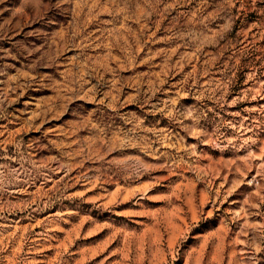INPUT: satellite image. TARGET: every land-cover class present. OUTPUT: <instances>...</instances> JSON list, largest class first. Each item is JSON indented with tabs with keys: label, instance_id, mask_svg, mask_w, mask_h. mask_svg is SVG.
I'll list each match as a JSON object with an SVG mask.
<instances>
[{
	"label": "rangeland",
	"instance_id": "1",
	"mask_svg": "<svg viewBox=\"0 0 264 264\" xmlns=\"http://www.w3.org/2000/svg\"><path fill=\"white\" fill-rule=\"evenodd\" d=\"M0 264H264V0H0Z\"/></svg>",
	"mask_w": 264,
	"mask_h": 264
}]
</instances>
